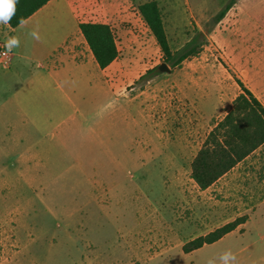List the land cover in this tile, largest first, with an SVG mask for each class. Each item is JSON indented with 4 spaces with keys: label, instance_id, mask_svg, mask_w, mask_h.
<instances>
[{
    "label": "rangeland",
    "instance_id": "374dc122",
    "mask_svg": "<svg viewBox=\"0 0 264 264\" xmlns=\"http://www.w3.org/2000/svg\"><path fill=\"white\" fill-rule=\"evenodd\" d=\"M149 1L154 0H133L130 21L111 23L119 57L104 76L116 100L104 108V100L85 90L93 98L84 108L78 143L94 149L86 158H97L104 170L53 172L64 179L52 186L24 184L13 178L15 172H5L10 181L0 182V260L63 261L69 250L87 258L91 251L103 254L118 242L131 248L148 243L152 255L158 242L188 240L232 216L209 219L204 198L225 199L218 189L203 192L198 187L191 163L215 124L233 108L241 92L237 78L264 102V0H238L220 22L215 17L229 0H155L173 51L197 30L205 42L197 56L179 67L168 64L171 73L158 69L154 77L135 83L166 62L135 9ZM91 4L89 0V10L79 19H99ZM83 46L77 48L84 51ZM107 113L113 118L109 123L103 119ZM97 134L110 140L98 137L92 143ZM253 161L243 165L242 187L230 192L242 204L240 210L232 207L238 213L264 198V161ZM148 264L170 263L165 255Z\"/></svg>",
    "mask_w": 264,
    "mask_h": 264
},
{
    "label": "crops",
    "instance_id": "0c3cea01",
    "mask_svg": "<svg viewBox=\"0 0 264 264\" xmlns=\"http://www.w3.org/2000/svg\"><path fill=\"white\" fill-rule=\"evenodd\" d=\"M88 1L50 0L23 25L12 28L0 24L1 42L6 44L13 36L20 41L19 46L12 49L13 59L7 73L0 64V182L3 186L10 181L5 173L7 171L15 172L13 178L24 184L44 182L52 186L64 179V174L53 172L100 171L106 166L96 161L97 158H91V162L86 158L94 149L84 148L78 143L81 133L78 127L86 121L84 108L92 103L93 98L85 90L104 100V108L113 104L116 94L104 76L108 67H99L79 24L98 22L111 26L112 22L130 21V9L134 2L90 0L91 10L97 13L99 19L81 20V13L89 10L86 6ZM135 9L139 13V8ZM37 26L40 40L27 34ZM80 44L85 45L86 52L77 48ZM108 114L103 117L107 123L113 119ZM98 137L105 143L110 140V136L100 137L97 134L94 140L91 139L92 143H98ZM250 159L254 160L252 163L258 161L261 164L264 161V144L211 187L202 190L218 189L225 199L217 201L212 195L204 198L208 200L204 203L209 204L211 221L230 216V212L232 215L207 233L182 242L165 243L155 239L154 243L158 242L159 247L152 255L147 253L148 243L141 242L131 248L118 242L106 253L91 251L87 258L77 250H69L63 261L6 258L0 260V264H119L134 259L135 264H148L153 257L163 258L165 255L170 264H207L208 259L218 257L229 249L236 257V264H264V198L255 201L250 209L238 213L232 207L235 204L236 210H240L242 204L238 196L230 193L242 187L243 165ZM259 196L262 195L258 194L257 198ZM243 215H247V220L220 240L189 253L184 251L187 242ZM158 225L154 227L158 228Z\"/></svg>",
    "mask_w": 264,
    "mask_h": 264
},
{
    "label": "trees",
    "instance_id": "16d2710c",
    "mask_svg": "<svg viewBox=\"0 0 264 264\" xmlns=\"http://www.w3.org/2000/svg\"><path fill=\"white\" fill-rule=\"evenodd\" d=\"M50 0H19L14 17L8 24L12 28L45 6ZM238 0H229L216 15L220 22ZM139 12L153 34L166 62L179 67L185 60L197 56L204 44V34L195 35L180 49L173 51L166 32L161 8L157 1L141 4ZM79 29L101 69L109 67L118 57L119 49L113 28L109 24L81 22ZM158 67L148 70L135 83L157 74ZM241 92L233 101V108L217 122L208 134L191 163V178L201 190H206L264 144V103L237 78ZM247 217L238 218L207 235L187 242L183 249L192 252L212 244L244 223Z\"/></svg>",
    "mask_w": 264,
    "mask_h": 264
},
{
    "label": "clouds",
    "instance_id": "9594fccd",
    "mask_svg": "<svg viewBox=\"0 0 264 264\" xmlns=\"http://www.w3.org/2000/svg\"><path fill=\"white\" fill-rule=\"evenodd\" d=\"M19 0H0V24L8 25L10 20L14 17L16 12V5ZM21 25L25 23L23 19L19 22ZM28 36L35 40H40L39 27L33 28L29 31ZM20 41L18 37H10L6 41V48L8 51H12L13 48L18 47ZM217 258L219 260V264H236V257L233 252L229 250H225L218 257H212L207 260V264H217Z\"/></svg>",
    "mask_w": 264,
    "mask_h": 264
},
{
    "label": "built area",
    "instance_id": "2783aa9c",
    "mask_svg": "<svg viewBox=\"0 0 264 264\" xmlns=\"http://www.w3.org/2000/svg\"><path fill=\"white\" fill-rule=\"evenodd\" d=\"M0 43V64L4 69H8L11 66L13 55L12 51H8L6 44Z\"/></svg>",
    "mask_w": 264,
    "mask_h": 264
},
{
    "label": "water",
    "instance_id": "95a60500",
    "mask_svg": "<svg viewBox=\"0 0 264 264\" xmlns=\"http://www.w3.org/2000/svg\"><path fill=\"white\" fill-rule=\"evenodd\" d=\"M158 69L161 72H167V73H171V68L169 67L168 63H162L161 65L158 66Z\"/></svg>",
    "mask_w": 264,
    "mask_h": 264
}]
</instances>
